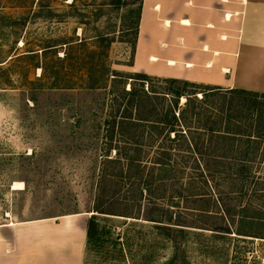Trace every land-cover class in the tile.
Returning a JSON list of instances; mask_svg holds the SVG:
<instances>
[{
    "label": "rangeland",
    "instance_id": "1",
    "mask_svg": "<svg viewBox=\"0 0 264 264\" xmlns=\"http://www.w3.org/2000/svg\"><path fill=\"white\" fill-rule=\"evenodd\" d=\"M138 3L0 0V225L72 214L90 219L114 86L108 74L135 73ZM15 183L22 188L14 189ZM196 191L210 192L202 184ZM131 206L119 202L113 209L137 217ZM207 206L181 204L199 211ZM260 216L236 220L230 235L170 232L144 219L104 216L103 244L86 248L83 264H169L173 256V264H264V210ZM185 219L204 228L221 223L202 212H185ZM239 229L262 238L237 235Z\"/></svg>",
    "mask_w": 264,
    "mask_h": 264
},
{
    "label": "trees",
    "instance_id": "2",
    "mask_svg": "<svg viewBox=\"0 0 264 264\" xmlns=\"http://www.w3.org/2000/svg\"><path fill=\"white\" fill-rule=\"evenodd\" d=\"M138 1L131 65L143 4ZM110 77L114 86L104 122L105 153L93 214L87 223V248L102 246L107 234L101 222L108 218L104 216L144 219L160 223L158 228L170 232L197 228L226 235L232 234L236 220L262 219L264 93L144 73L115 71ZM116 84L120 85L117 90ZM103 87H107L105 80ZM200 184L210 190L207 195L196 193ZM119 202L137 207V217L118 215L113 208ZM184 202L209 207L199 211L181 207ZM185 212L214 214L221 223L194 226L183 220ZM237 232L262 238L242 229ZM175 260L173 256L169 264Z\"/></svg>",
    "mask_w": 264,
    "mask_h": 264
},
{
    "label": "crops",
    "instance_id": "3",
    "mask_svg": "<svg viewBox=\"0 0 264 264\" xmlns=\"http://www.w3.org/2000/svg\"><path fill=\"white\" fill-rule=\"evenodd\" d=\"M131 70L264 93V0H143ZM84 214L0 225V264H83Z\"/></svg>",
    "mask_w": 264,
    "mask_h": 264
},
{
    "label": "bare ground",
    "instance_id": "4",
    "mask_svg": "<svg viewBox=\"0 0 264 264\" xmlns=\"http://www.w3.org/2000/svg\"><path fill=\"white\" fill-rule=\"evenodd\" d=\"M22 184L21 183H15L14 185V189H21L22 188Z\"/></svg>",
    "mask_w": 264,
    "mask_h": 264
}]
</instances>
